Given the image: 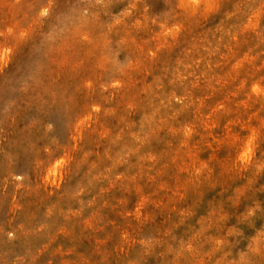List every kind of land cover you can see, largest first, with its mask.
<instances>
[{
  "label": "rangeland",
  "instance_id": "rangeland-1",
  "mask_svg": "<svg viewBox=\"0 0 264 264\" xmlns=\"http://www.w3.org/2000/svg\"><path fill=\"white\" fill-rule=\"evenodd\" d=\"M0 264H264V0H0Z\"/></svg>",
  "mask_w": 264,
  "mask_h": 264
},
{
  "label": "bare ground",
  "instance_id": "bare-ground-1",
  "mask_svg": "<svg viewBox=\"0 0 264 264\" xmlns=\"http://www.w3.org/2000/svg\"><path fill=\"white\" fill-rule=\"evenodd\" d=\"M256 89L258 90V88L256 87ZM249 148H250V146H248V145H244V150H243V155L242 156H246V154H248V152H249Z\"/></svg>",
  "mask_w": 264,
  "mask_h": 264
}]
</instances>
